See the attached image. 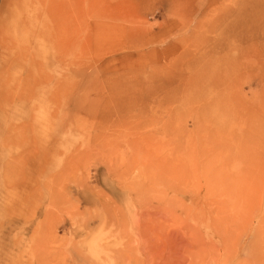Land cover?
Returning <instances> with one entry per match:
<instances>
[{"label": "rangeland", "instance_id": "1", "mask_svg": "<svg viewBox=\"0 0 264 264\" xmlns=\"http://www.w3.org/2000/svg\"><path fill=\"white\" fill-rule=\"evenodd\" d=\"M0 264H264V0H0Z\"/></svg>", "mask_w": 264, "mask_h": 264}, {"label": "bare ground", "instance_id": "2", "mask_svg": "<svg viewBox=\"0 0 264 264\" xmlns=\"http://www.w3.org/2000/svg\"><path fill=\"white\" fill-rule=\"evenodd\" d=\"M180 255V254H179ZM181 258V257H180Z\"/></svg>", "mask_w": 264, "mask_h": 264}]
</instances>
